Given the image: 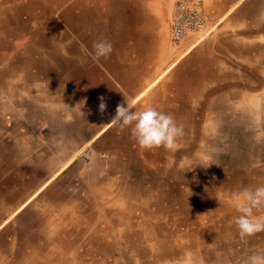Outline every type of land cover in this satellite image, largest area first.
Here are the masks:
<instances>
[{
	"label": "crops",
	"instance_id": "obj_1",
	"mask_svg": "<svg viewBox=\"0 0 264 264\" xmlns=\"http://www.w3.org/2000/svg\"><path fill=\"white\" fill-rule=\"evenodd\" d=\"M172 1L0 0V264L264 251V232L239 237L231 204L264 184V0H204L205 32L178 50ZM100 39L107 58L93 56ZM124 97L174 117L173 149L108 123Z\"/></svg>",
	"mask_w": 264,
	"mask_h": 264
},
{
	"label": "clouds",
	"instance_id": "obj_2",
	"mask_svg": "<svg viewBox=\"0 0 264 264\" xmlns=\"http://www.w3.org/2000/svg\"><path fill=\"white\" fill-rule=\"evenodd\" d=\"M92 48L93 56L97 59L107 58L113 51L112 43L106 39L93 41ZM99 99L98 109L103 114L107 105L103 96ZM82 114L85 115L83 111ZM108 123L121 129L129 128L131 136L143 149L154 147L173 149L177 138L183 135V127L176 123L170 113L150 105L137 110L136 106L126 98L123 103L116 106L115 113ZM205 163L206 160L201 165L205 166ZM231 204L238 213L234 222L242 240L264 232V216L256 214L258 210L264 208V184L245 187L234 192ZM242 264H264V251L251 252Z\"/></svg>",
	"mask_w": 264,
	"mask_h": 264
},
{
	"label": "built area",
	"instance_id": "obj_3",
	"mask_svg": "<svg viewBox=\"0 0 264 264\" xmlns=\"http://www.w3.org/2000/svg\"><path fill=\"white\" fill-rule=\"evenodd\" d=\"M208 24L204 0H174L169 17L170 46L178 50L192 33H204Z\"/></svg>",
	"mask_w": 264,
	"mask_h": 264
},
{
	"label": "rangeland",
	"instance_id": "obj_4",
	"mask_svg": "<svg viewBox=\"0 0 264 264\" xmlns=\"http://www.w3.org/2000/svg\"><path fill=\"white\" fill-rule=\"evenodd\" d=\"M173 2H174V1H172L171 4H170V3H169V4L167 3V4H166V7H167V8H170V5H171V7H172Z\"/></svg>",
	"mask_w": 264,
	"mask_h": 264
},
{
	"label": "bare ground",
	"instance_id": "obj_5",
	"mask_svg": "<svg viewBox=\"0 0 264 264\" xmlns=\"http://www.w3.org/2000/svg\"><path fill=\"white\" fill-rule=\"evenodd\" d=\"M209 190V189H208ZM179 203V202H178ZM128 210V209H127Z\"/></svg>",
	"mask_w": 264,
	"mask_h": 264
}]
</instances>
